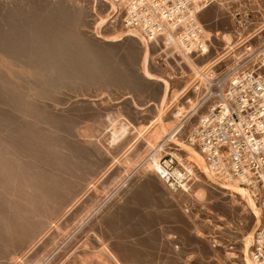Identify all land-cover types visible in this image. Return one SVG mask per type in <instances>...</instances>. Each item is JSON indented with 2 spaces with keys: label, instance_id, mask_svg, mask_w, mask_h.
Returning a JSON list of instances; mask_svg holds the SVG:
<instances>
[{
  "label": "rangeland",
  "instance_id": "1",
  "mask_svg": "<svg viewBox=\"0 0 264 264\" xmlns=\"http://www.w3.org/2000/svg\"><path fill=\"white\" fill-rule=\"evenodd\" d=\"M225 2L198 13L211 42L199 67L244 56L222 36L236 27ZM258 2L241 6L257 14L247 30L262 29L241 38L252 44L264 39ZM176 69L111 0H0V264H252L255 196L205 169L187 138L198 113L166 148L202 182L170 188L148 161L78 226L161 138L160 122L198 97L190 66ZM110 120L136 130L111 146Z\"/></svg>",
  "mask_w": 264,
  "mask_h": 264
},
{
  "label": "built area",
  "instance_id": "2",
  "mask_svg": "<svg viewBox=\"0 0 264 264\" xmlns=\"http://www.w3.org/2000/svg\"><path fill=\"white\" fill-rule=\"evenodd\" d=\"M212 1L111 0L122 26L135 30L137 35L158 48L161 57L175 63L179 71V75L174 74L176 78L183 74L187 76L188 71L185 72L183 66L189 68L191 62L195 64L196 58L209 51V32L200 22L198 13ZM253 1L225 2L233 9L231 15L236 22L230 34L238 46H242L244 56L221 71L210 66L206 68L207 74H202L205 79L200 92L203 106L207 108L203 112L207 115L199 118L201 113L195 112L198 117L196 128L192 129L195 138L191 142L201 149L208 166L255 190L260 213L251 237L250 255L256 264H264V98L257 95L264 93V39L255 44L241 40L245 35L249 40L262 34V29L247 30L246 21L255 20L257 14H251L241 6ZM258 1L264 3V0ZM213 70L217 71L214 76ZM193 78L191 76L194 85L196 80ZM248 121L253 122L246 125ZM174 151L178 153L179 150ZM160 163L167 172L177 160L170 151L164 154ZM162 169H158L161 177L166 175ZM167 178L174 187H179L172 175Z\"/></svg>",
  "mask_w": 264,
  "mask_h": 264
},
{
  "label": "bare ground",
  "instance_id": "3",
  "mask_svg": "<svg viewBox=\"0 0 264 264\" xmlns=\"http://www.w3.org/2000/svg\"><path fill=\"white\" fill-rule=\"evenodd\" d=\"M112 5L115 6L113 3H112ZM126 29H128L129 31L135 33V30H132L130 28H126ZM222 36H223V38L225 40V43L227 45H230V47L232 49L235 37L230 36L229 33H225ZM140 38L145 44H147L148 46L150 45L142 37H140ZM223 55H220L219 57H217L216 58L217 61H219L221 56H223ZM237 57H238L237 59L240 58V56H237ZM211 63H213V62H211ZM189 66H190V68L193 71V77H194L193 79L196 80L194 89L197 90V89L200 88L201 83H203L204 79H205V78H203L202 74L206 73L205 72V71H207L206 68H208L210 66L202 68V66H200V67L196 66L192 62L190 63ZM213 72H214L212 74L213 76L217 74V71L213 70ZM196 84H198V85H196ZM200 91H201V89H200ZM201 93L202 92H198V97L196 99L187 98L185 100V102H187L188 105H186V104L185 105L184 104L177 105V107L174 109V111H172V115H173L172 117L174 118V120L175 119L177 120V121L175 120L176 122H174L173 119H170L169 122L168 121H161L160 122V124L158 125L160 127L159 128V132H162L165 129V126H167V125L169 126V127L167 126L168 128H167L166 131L164 130L165 132L161 136V138H159V140H157L156 142L151 141V139H146V142L148 143V145L150 147V149L146 153V155L143 158H141L142 160H140L137 164H135L134 167H132L131 170H129V172H127L122 177L121 180H119V182L102 199V201L100 203H98L91 210V212L80 221L78 226L82 225L83 222L89 216H91L94 212H96L100 208V206L107 199H109V197H111L120 187L125 186L127 184L128 180L131 178V176L134 175L139 169H141L143 167V165H145L146 162L150 161L152 166L156 170V172L161 176V174L158 171V169H162V165L160 163V159L164 156V154H169L170 153V151L166 148L168 143H173V142H171L172 139L179 134L180 130L182 129V127L184 125V123L188 120V118H190L193 114H195V112L201 113L199 115V118L202 117L203 114L207 115L206 112H203V110L207 109V108H206V106H203L202 99H201V98H203V96H202ZM257 95L260 96L261 98H264V93L257 94ZM175 99L176 98H173V100H175ZM252 122L253 121H248V122H246V125L249 124V123H252ZM109 123L110 124H108L109 126L107 125L108 127L106 128V132H107L108 144L111 145V146L117 144L124 136H126L131 131V129L132 130L133 129L136 130V128L134 126H132V128L129 129L130 126H131L129 123L121 122L119 124H115L113 122V120H110ZM167 123H169V124H167ZM233 127H236L235 124H233ZM195 128H196V121H195L194 125L191 126L190 130L187 133L188 134L187 138H189L190 141H193L194 138H195V136L193 137V134H192L193 133L192 129H195ZM230 132H232V130H230ZM250 135L251 134H248V137H250ZM192 137H193V139L191 140ZM177 150H178V148H177ZM199 150H201V149L199 148ZM172 154L176 157L177 163H176L175 167H173L170 171L168 170L166 172L164 169H162V171L163 172L165 171V174H166L165 176L161 177V180L163 181L164 184H166L170 188L175 189V187L173 186V182H170V179L167 178V175H170V176L172 175L177 180V182H179V187L178 188H180L182 190H185L187 192L188 188L190 187V184L193 183L194 179L197 182L198 181L202 182V179L196 173L195 166L191 167V165H189L188 163H184L183 161H181L179 159V157H181V155L179 153L175 152L174 150L172 151ZM201 154H202V152H201ZM202 157H203L202 160L204 161L205 169L210 173V176L212 177V179L214 178L216 181L221 182L223 184H232V183H235V182L239 183V180H237V178L230 177V175L225 174V172H222L221 170H216V169L212 168L211 166H208L207 162L204 159L203 154H202ZM165 163L167 164L166 161H165ZM200 167L202 169H204L202 166H200ZM196 168L199 169V167H196ZM197 182H196V184H197ZM242 185H245V184H242ZM245 186H247V185H245ZM197 187H198V184L195 185V190L197 189ZM247 187L250 189V191L255 196V190L252 187H249V186H247ZM259 213H260V209H259V206H258L257 218H256L257 221L256 222H258V220H259ZM69 234L71 235V233H69ZM65 238H67V237H65ZM250 244H251V241H250ZM54 251H55V249H54ZM49 255H51V254H49ZM248 258L252 261V264H256V261L251 257L250 254L248 255ZM46 261H48V260H46Z\"/></svg>",
  "mask_w": 264,
  "mask_h": 264
}]
</instances>
